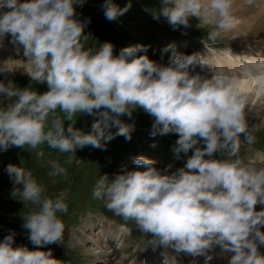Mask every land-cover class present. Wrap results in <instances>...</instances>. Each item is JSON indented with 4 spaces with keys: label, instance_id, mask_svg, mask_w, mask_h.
<instances>
[{
    "label": "clouds",
    "instance_id": "9594fccd",
    "mask_svg": "<svg viewBox=\"0 0 264 264\" xmlns=\"http://www.w3.org/2000/svg\"><path fill=\"white\" fill-rule=\"evenodd\" d=\"M84 2H0V43L10 37L16 55L22 51L30 66L26 73L31 81L48 87L43 94L31 84L16 87L7 80L13 71L5 63L11 58L0 62V74L7 80H0V95L16 98L0 109V151L36 149L46 143L67 154L64 163L71 164L77 150L88 146L106 150L108 142L121 136L130 141L135 124L121 117L131 120L142 109L153 118L150 136L178 135L174 153L188 158L183 167L169 173V168L158 169L154 159L137 156L131 170L125 167L112 178L100 175L93 198L149 236L154 252L170 249L191 257L190 264H199L197 258L208 264L218 248L217 256L230 254L228 264H264L260 250L264 248V166L239 155L242 145L255 140L248 122L250 98L240 84L256 81L264 91V55H233L229 48L227 54L237 65L236 71H230L214 65L207 52L178 53L174 43L161 50L172 53L167 65L151 60L150 46L142 44L125 47L118 55L111 42L85 48L82 38L89 37L85 28L90 20H79L76 13ZM253 2L246 0L249 6ZM162 4L152 18H165L173 30L189 28L193 17L214 26L207 42L202 41L205 49L240 22L236 0H162ZM131 6L129 2L121 8L105 0L102 8L111 22ZM206 66H210L207 72ZM57 109L65 114L63 118L55 115ZM77 113L94 118L89 131L75 127ZM49 163L50 177L66 174L58 161ZM5 171L13 182L11 195L19 191L22 202L34 206L22 217V227L35 250L14 246L16 232L11 231L0 242V264H65L52 250L41 249L63 245L66 226L58 213L68 211L66 193L55 199L44 196L45 187L22 164H9Z\"/></svg>",
    "mask_w": 264,
    "mask_h": 264
},
{
    "label": "rangeland",
    "instance_id": "374dc122",
    "mask_svg": "<svg viewBox=\"0 0 264 264\" xmlns=\"http://www.w3.org/2000/svg\"><path fill=\"white\" fill-rule=\"evenodd\" d=\"M137 1L145 4L148 11L150 12L148 13L147 16L151 20L155 21L157 24L158 22H161L163 26L170 27L166 22L165 18L161 17L159 21L154 20L152 18V12L154 10H158L161 7H163L162 0H137ZM104 2L105 0H85L83 6L76 7V9L78 8L80 9L79 12L77 13V19L81 21L90 20V23H88V26L85 28V34L89 35V37L87 38V40H84L82 38V43L84 44L85 48L89 46H95L98 48L100 46V43L111 42L115 46L114 55H118L119 51L125 47L132 46L135 44H142L145 46H150L147 54L151 60L157 61L159 63H163L164 65H167L170 62V59H168V57H166L162 52H160L159 49H156L155 44L150 35V32L145 27L142 21V14H140V11L138 10L135 11V9L132 8L131 6L130 10L127 13H125L123 16L119 17L115 21L109 22L104 16V11L102 8ZM113 2L118 4L121 8H123L130 1L113 0ZM132 4L133 3L131 2V5ZM250 17L251 18L258 17V12L254 11L253 13H250L248 17L244 16L243 14H238V18L240 22L243 21V19H248ZM190 25L191 26L187 29L183 27H180L179 29L185 33H189L196 37H202L206 40H207L208 32L214 29V26L211 24H207V25L200 24V21L197 18L194 19L191 18ZM252 34H257L259 37L261 35V33L260 34L252 33ZM251 38L252 36L250 34L246 37L243 34H239L234 38L226 34L217 42H221L224 40H228L229 42L233 40L240 42L241 40L246 41V40H250ZM251 46L252 45L249 43H243L240 46L235 47L234 50H246V49H250ZM7 48H12L13 50H15L13 45L7 46L5 49ZM225 52H227V50H225L223 53ZM221 56H224V54L216 55V57L218 58H220ZM15 59L18 62H26L17 56L15 57ZM0 80H3L5 83H7V80H12L16 84L15 86L20 88L28 87L31 84L32 89L36 90L40 94H43L44 92L48 91V87L46 83L39 84L32 82L27 74H24L20 71H18L11 78H7V80L5 79V76L0 75ZM3 99L4 96L0 95V103L2 102ZM262 99L264 101V97ZM4 107L6 106L0 105V109ZM250 107L252 111L248 116L249 127L253 131V135L255 138L257 139L262 137L264 138L263 136L264 116H262L259 109L254 111V108H256L254 105H251ZM55 115L61 118L65 116V114L61 112L59 109H57ZM121 119L125 120L128 123L135 124V131L132 134V136L135 135L134 136L135 139L140 138V135H137L139 131H143L145 133L151 132L153 118L150 115L146 114L142 109H138L136 112H134L131 120H129L127 116H123L121 117ZM93 120L94 118L92 116L86 114L82 115L80 113H77V115L73 117V122L76 121L75 127L79 129H83L85 131L90 130ZM111 131L114 132L116 131V129H112ZM161 137L162 138L165 137L169 139L167 142H169L172 145H175V141L178 139V135L176 134H168L166 136H161ZM133 140L134 139L132 138L130 141H127L125 140L124 137L121 136L108 142L106 145V150L94 149L91 146L85 147L82 150H77L76 157L81 161L77 159H73L71 164L64 163V161L67 159V154H61L58 150H56V152L58 153V155H56L54 149H51L46 143L40 145L36 149L28 148L27 150L17 147H11L6 152L0 151V156H2V158H8L4 166H0V210L5 208V210L12 211V208L14 206L21 209L23 205L31 204L30 202L27 201L16 202L17 200L22 198L19 191L14 197L11 195L14 186H13V182L11 181V179L9 178L8 174L5 171L7 165L9 164H14L17 166H20L22 164L25 170L31 171L33 174V178L36 179L38 183L42 184L45 187L46 191L44 192V196L58 197L61 193H66L67 191H69L70 194L66 198L67 200L65 199V202L68 205V207L77 206V207L90 208V206H94L96 209V206L98 207V205H102V202L97 199H94L92 196L95 183L99 179L100 175L107 174L112 178L115 174L121 172L122 168H120V166L122 159L130 155L135 147ZM263 144L264 143H262L261 145ZM157 147L159 149L160 143L157 144ZM173 151L174 149L172 150L165 149L163 151H159V155L164 153L165 157H168L171 155V153H173ZM84 157L87 160V164L91 165L92 168L90 170L91 172L86 176L88 170L86 171L87 167H84L83 170L84 172L85 171L86 172L85 173L83 172L82 175L83 177L84 176L86 177L83 178L81 173L79 177L78 174L80 172L79 169L82 167L81 165ZM187 158L188 157L184 156V154H180L178 156L179 165L177 168L183 167L184 162L186 161ZM50 161H58L62 167L66 168V174L62 176L50 177L48 175V173L51 171L50 163H49ZM133 161L131 164L132 166L135 167ZM76 166H79V169ZM96 170L99 171L96 173ZM171 171L172 170L169 169V173ZM69 177H73L74 179V181L69 183V185L71 184L75 185L76 181H77V185L74 186L75 187L74 189L67 190V188H69L68 182L71 181L68 180ZM80 178L81 181L79 180ZM16 187L22 189V185H16ZM7 203H10V205L6 206ZM12 203H14V206H12ZM104 210H107L106 207H104ZM18 213L19 211H17V214ZM26 215L27 214L17 215L18 221L20 220L19 221L20 225H18L17 228L15 227L14 228L15 231L18 232L20 235L23 234V232L29 234L28 231L22 227L24 223L22 217H25ZM1 220H2V216L0 217V222ZM4 231H7V227L6 230L3 227H0V239H4L5 236L10 234ZM262 231H264V229H262ZM14 246L17 245L14 244ZM260 250L261 252H264V248H261ZM66 253L71 254L72 258L75 257V254L73 252L72 253L66 252ZM83 253L87 254V256L93 261V263L99 261L98 259L93 258L92 255L94 253H97L99 256H101L100 261L103 260L102 258L103 255L99 253V249L90 248L89 250L83 251ZM218 262L216 264H228V262L225 260L220 263Z\"/></svg>",
    "mask_w": 264,
    "mask_h": 264
},
{
    "label": "bare ground",
    "instance_id": "6f19581e",
    "mask_svg": "<svg viewBox=\"0 0 264 264\" xmlns=\"http://www.w3.org/2000/svg\"><path fill=\"white\" fill-rule=\"evenodd\" d=\"M236 16L238 17V14H243L244 16H249L250 13H253L254 11L258 12V17H250L248 19H243L231 32L228 33L229 36L232 38L238 36L239 34H243L248 36L249 34L254 38L253 42H258L260 44H264V0H254L253 5L249 6L246 3V0H236ZM195 17H193L194 19ZM252 33H258L260 37L257 34ZM259 45V44H258ZM255 48V49H254ZM8 50L12 51V53L15 51L12 48H7L5 51H0V62L6 61L5 67L11 69L13 73L8 74L7 78H11L14 76L18 71L27 74L26 72L29 71V65L25 62H18L13 55H7ZM227 53V52H225ZM233 55H236L235 51L232 50ZM256 55L261 54L264 55V52L257 48V46H251L250 49L241 50L240 55ZM14 57V58H13ZM218 58V57H216ZM219 63L222 65L228 66L225 68L226 70L230 71H236L237 65L235 62L231 60V58L227 55L221 56L217 59ZM2 75V74H0ZM28 75V74H27ZM4 76V75H2ZM240 89L243 92H246L250 98V106L254 105L256 108H254V111L259 109L262 116H264V91H261L257 85L256 81H249L245 80L240 84ZM96 249H99L98 247H95ZM100 254H104V252L99 249ZM93 258L101 260V256H99L97 253H94ZM104 259V258H103ZM225 259L219 260L218 263L224 261ZM97 261V262H99ZM228 262V260H225Z\"/></svg>",
    "mask_w": 264,
    "mask_h": 264
}]
</instances>
